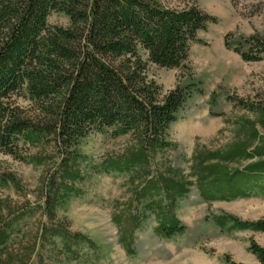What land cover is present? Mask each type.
<instances>
[{"label":"trees","instance_id":"16d2710c","mask_svg":"<svg viewBox=\"0 0 264 264\" xmlns=\"http://www.w3.org/2000/svg\"><path fill=\"white\" fill-rule=\"evenodd\" d=\"M52 12L65 14L69 24H49ZM217 21L197 3L175 6L170 0H0V152L47 168L40 209L48 221L38 226L17 264H28L39 242L54 239L69 258L80 257L81 248L95 253L96 242L71 231L57 215L59 207L82 196L80 184L95 173L128 175L130 196L112 216L128 255L136 253L135 234L150 215L158 237L184 233L176 203L192 186L205 202L264 198L263 98H234L250 116L226 118L233 138L213 150L196 146L189 172L165 157L176 147L170 125L191 98L204 93L191 47ZM225 45L246 62L264 61L260 33L228 32ZM150 64L180 70L176 85L164 92L149 76ZM215 101L212 93L210 103ZM106 131L128 137L123 152L85 170L82 141ZM12 184L18 187L16 177L0 170V188ZM2 203L0 264H14L13 226L28 212L8 204L3 214ZM208 218L228 233L264 232V218L242 220L224 211ZM249 250L264 264V246L251 240ZM226 261L244 264L229 256Z\"/></svg>","mask_w":264,"mask_h":264},{"label":"rangeland","instance_id":"374dc122","mask_svg":"<svg viewBox=\"0 0 264 264\" xmlns=\"http://www.w3.org/2000/svg\"><path fill=\"white\" fill-rule=\"evenodd\" d=\"M170 3L175 6L197 3L218 19L207 30L199 32V41L192 45L190 52L195 79L201 82L204 93L187 102L168 130L176 147L166 150L165 157L189 172L196 146L213 150L233 138V127L226 123V118L234 120L250 116L245 109L235 105L234 98L247 102L264 99V61L246 62L225 45L228 32L244 36L264 35V0H170ZM48 22L67 26L69 18L63 13L52 12ZM148 73L164 92L172 89L181 75L176 68L154 64L149 65ZM212 93H216L213 105L210 103ZM127 142L128 137L114 138L109 131L90 134L80 146L88 157L83 168L90 170L92 166L100 165L106 156L121 154ZM0 170L11 172L19 184L18 187L12 184L0 188L3 214L8 204L16 211L28 212L13 226L10 252L17 254L14 257V264H17L38 226L48 221L40 209L44 202L41 183L47 168L35 167L0 152ZM129 183L125 174L95 173L80 184L82 196L74 197L58 208V220L67 222L71 231L82 232L96 242L95 253L88 254L87 249L81 248L80 257L69 258L61 253L59 239H54V243L41 241L28 264H228L227 256L244 264L258 263L249 246L251 240L264 246V232L240 230L228 233L208 216L224 211L242 220L263 219L264 198L205 202L195 186L176 203L175 212L185 225L184 233L170 239L158 237L153 230L157 221L150 215L135 234L136 253L128 255L119 243L118 226L112 216L129 198Z\"/></svg>","mask_w":264,"mask_h":264}]
</instances>
